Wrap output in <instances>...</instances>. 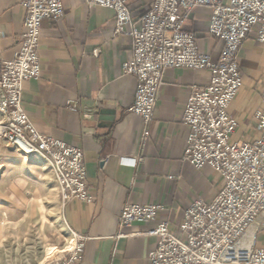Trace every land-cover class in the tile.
Wrapping results in <instances>:
<instances>
[{"label": "crops", "instance_id": "crops-1", "mask_svg": "<svg viewBox=\"0 0 264 264\" xmlns=\"http://www.w3.org/2000/svg\"><path fill=\"white\" fill-rule=\"evenodd\" d=\"M20 2L0 0V62L11 59L21 44L25 11ZM150 3L128 0L134 22ZM62 4L59 21L42 23L41 74L25 82L22 105L40 134L82 151L94 202L72 201L62 208L48 162L41 156L25 157L0 140V243H21L28 250L31 228L51 226L53 238L26 264L63 256L72 243L71 232L85 239L81 264H149L157 239L146 234L163 221L178 232L191 202H211L222 185L217 174L208 168L196 171L184 159L188 130L182 112L191 88L205 86L208 76L165 71L149 139L141 147V122L128 112L136 80L121 70L131 58L130 40L113 35L111 10L89 7L86 0ZM209 14L208 9H195L186 28L195 33L199 51L216 58L222 43L206 32ZM238 65L242 84L228 108L237 123L231 141L252 143L259 137L254 116L262 106L264 85V48L253 34L243 41ZM66 101L75 104L76 111L69 110ZM126 205L161 209L154 221L133 224L119 237L118 217Z\"/></svg>", "mask_w": 264, "mask_h": 264}, {"label": "built area", "instance_id": "built-area-1", "mask_svg": "<svg viewBox=\"0 0 264 264\" xmlns=\"http://www.w3.org/2000/svg\"><path fill=\"white\" fill-rule=\"evenodd\" d=\"M89 7L114 13L112 32L130 40L131 58L122 74L136 80L128 112L141 122L139 143L149 139L148 126L169 69L204 72L208 83L192 87L181 122L188 130L185 161L196 171L208 168L222 185L211 202L196 199L184 211L178 232L166 221L146 236L157 239L148 254L149 264H264V247L257 237L264 231V85L262 106L255 113L259 137L252 143L232 142L237 123L228 108L242 84L238 65L243 41L251 34L264 48V0H151L134 22L128 0H86ZM24 33L13 57L0 62V140L25 157L41 156L50 165L62 208L72 201L92 204L87 189L82 151L40 134L23 109L24 84L40 77L38 52L44 21H59L62 0H21ZM210 11L206 32L222 43L216 58L198 49L195 33L186 20L195 9ZM65 106L76 111L71 101ZM135 159L132 160L134 164ZM2 166L0 164V172ZM158 205H126L118 217L119 237L133 224L154 221ZM255 227L248 247L243 243ZM72 243L63 256L44 264H81L84 238L71 232Z\"/></svg>", "mask_w": 264, "mask_h": 264}, {"label": "rangeland", "instance_id": "rangeland-1", "mask_svg": "<svg viewBox=\"0 0 264 264\" xmlns=\"http://www.w3.org/2000/svg\"><path fill=\"white\" fill-rule=\"evenodd\" d=\"M34 213L36 212L31 211V215ZM53 229L51 226L31 228V241L29 242L28 250L27 248L23 249L25 244L0 243V264H26L27 258H31L34 253H38L45 245H48L47 241L54 236L55 231ZM257 244L264 247V231L258 233Z\"/></svg>", "mask_w": 264, "mask_h": 264}, {"label": "bare ground", "instance_id": "bare-ground-1", "mask_svg": "<svg viewBox=\"0 0 264 264\" xmlns=\"http://www.w3.org/2000/svg\"><path fill=\"white\" fill-rule=\"evenodd\" d=\"M255 227H252L249 231H248V233L246 234V236H245V241H244V245L246 246V247H248L249 245H250V243H251V241H252V239H253V237H254V233H255Z\"/></svg>", "mask_w": 264, "mask_h": 264}]
</instances>
